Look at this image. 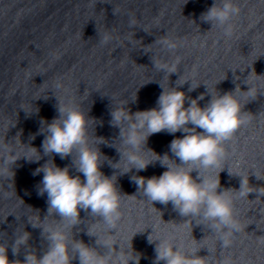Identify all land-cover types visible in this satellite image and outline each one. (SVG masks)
<instances>
[{"label": "water", "instance_id": "obj_1", "mask_svg": "<svg viewBox=\"0 0 264 264\" xmlns=\"http://www.w3.org/2000/svg\"><path fill=\"white\" fill-rule=\"evenodd\" d=\"M214 2L0 0V244L7 246L10 261L22 262L29 251L42 257L50 244L42 232L46 236L45 230L51 229L66 236L69 255L74 256L70 264H80L74 249L81 241L106 264L135 253L140 254L139 264H155L160 240L182 254L206 258V264H264V196L256 192L264 188V179L256 177H264V0H233L240 12L230 22V36L225 35L227 26L212 28L201 20ZM133 20L134 27L130 26ZM106 33L111 39L101 44L99 39ZM163 40L175 44V49L169 50ZM177 57L178 72L169 76L153 63L171 66ZM180 76L189 81L178 85ZM191 82L199 86L189 91ZM162 86L183 91L188 98L185 107L201 94L205 98L199 104L204 107L210 93L223 95L240 89L236 94L249 122L225 143L226 158L220 167L201 168V175L212 179L224 168L219 172L217 191L232 190L229 195L238 232L205 219L203 209L185 217L171 202H151L131 180L133 176L159 177L167 168L159 162L142 171L129 165L127 154L135 149L125 140L135 120L115 127L110 113L115 106L130 114L157 107ZM59 102L78 107L93 120L89 122L88 145L99 150L100 171L114 177L121 194V218L115 229L90 210H80L75 224L57 213L49 214L47 194L38 195L43 173H33L49 161L68 167L71 176L85 179L73 166L75 152L64 159L43 152L47 133L42 132L41 121L50 123L58 117ZM183 135L153 134L142 148L143 155L153 158L147 152L151 149L161 156L167 153L179 164L169 145ZM99 137L108 143H101ZM29 147L38 150L39 161L23 157L38 158ZM15 158L19 159L11 164ZM126 168L130 170L124 172ZM191 175L197 183L202 182L198 171ZM241 176L248 178L253 190L247 197L239 195ZM25 232L30 234L27 244L13 255L12 244ZM228 233L231 243L224 247L221 238ZM151 234L157 241L150 244Z\"/></svg>", "mask_w": 264, "mask_h": 264}, {"label": "clouds", "instance_id": "obj_2", "mask_svg": "<svg viewBox=\"0 0 264 264\" xmlns=\"http://www.w3.org/2000/svg\"><path fill=\"white\" fill-rule=\"evenodd\" d=\"M240 9L233 0H215L213 5L201 15V20L208 22L212 28L217 26H227L225 35L232 33L231 20L238 16ZM130 26H135V21H130ZM111 39L109 34L100 37L101 44H107ZM162 43L169 50H174L176 45L163 40ZM180 58L171 66L159 64L153 60L155 68L163 70L166 75L177 71V65ZM189 80L179 78L178 85H183ZM199 85L191 87L189 91L194 90ZM164 89L157 99V107L149 110L139 111L130 114L122 106H115L111 111L110 123L115 127H120L123 121L135 120L130 124L129 133L125 143L135 149L134 152L127 154V163L137 171L146 170L150 164L159 162L162 167L167 168L159 177L152 176L145 178L142 176H133L131 180L142 189L144 195L151 202H159L168 205L169 202L181 216L199 214L203 209L205 219L218 222V225L224 228L238 232L239 224L233 215V200L229 193L232 190L218 192L220 187L219 172L215 179L206 178L201 175V168H218L221 162L226 158L225 143L232 140L235 133L249 122L247 113L242 112V104L237 97L240 89L234 92H226L223 95L217 93L211 95L208 103L201 107L199 101L205 98L201 94L195 99H191L185 107L186 94L177 88ZM251 90L249 91V94ZM136 96L133 97V102ZM38 111V109L36 110ZM58 117L50 123L41 121L44 125L42 132L47 135L42 143L45 155L57 154L64 159L76 153L73 160V166L76 171L83 174L84 181L80 176H71L69 168L57 167L54 162L49 161L37 168L33 175L43 173V178L38 187V195L47 194V204L49 214L57 213L62 219H68L75 224L79 219L80 210L88 212L93 216L102 217L103 221L111 229H115L116 222L121 218L120 199L121 194L114 183V177H106L101 171V153L88 145L89 122L93 121L85 112L78 107L62 105L57 106ZM27 113H31L26 111ZM192 125V127H189ZM200 129L202 131H197ZM176 132L184 133L183 138H175L171 141L169 148L171 153L179 159L177 164L167 153L159 155L147 149L152 154L151 159H146L142 148L146 146L148 138L156 133ZM124 132L121 129V137ZM101 143H108L104 138H97ZM35 156L24 155L27 160L39 161L41 156L36 148L29 147ZM122 155H124L122 153ZM20 158V157H19ZM11 160L13 164L17 159ZM129 168L123 170L129 171ZM198 171V179L202 182L197 183L191 173ZM230 172V171H229ZM231 173V172H230ZM232 174V173H231ZM256 175V174H255ZM242 177V176H241ZM257 179L264 177L257 176ZM248 178L242 177L239 195L247 197L250 192ZM261 196H264V188L256 190ZM36 227V224L32 225ZM217 225H213L216 227ZM42 236L50 244L48 251L42 257L29 251L25 254L24 260L10 261L7 255V246L0 244V264H70L74 256H70L66 247V236L60 231L46 229ZM89 235H93L89 232ZM135 235V234H134ZM230 233L223 236L224 247H229L231 241L228 239ZM30 234L25 232L15 239L12 244V253L17 255L22 245H26ZM154 240L152 234L148 236V242L151 244ZM107 247V243L105 244ZM131 247V244H130ZM75 253L78 254L80 264H106L94 249L86 246L82 241L76 243ZM155 264L164 261L165 264H206V258L200 257L195 253L188 255L182 254L178 248L164 241H159L155 248ZM129 261H135L139 264L140 254L135 253L131 256L121 258L115 264H129ZM225 264H229L225 261Z\"/></svg>", "mask_w": 264, "mask_h": 264}]
</instances>
